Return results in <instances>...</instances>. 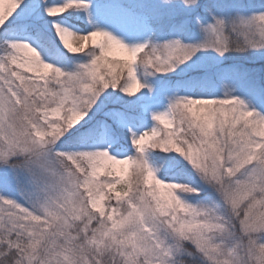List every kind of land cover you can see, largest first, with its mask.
Instances as JSON below:
<instances>
[{
	"label": "snow or ice",
	"instance_id": "6c2138e0",
	"mask_svg": "<svg viewBox=\"0 0 264 264\" xmlns=\"http://www.w3.org/2000/svg\"><path fill=\"white\" fill-rule=\"evenodd\" d=\"M0 264H264V0H0Z\"/></svg>",
	"mask_w": 264,
	"mask_h": 264
}]
</instances>
